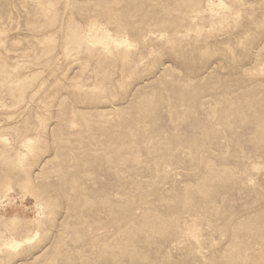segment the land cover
<instances>
[{
  "label": "rangeland",
  "instance_id": "374dc122",
  "mask_svg": "<svg viewBox=\"0 0 264 264\" xmlns=\"http://www.w3.org/2000/svg\"><path fill=\"white\" fill-rule=\"evenodd\" d=\"M263 121L264 0H0V264H264Z\"/></svg>",
  "mask_w": 264,
  "mask_h": 264
},
{
  "label": "bare ground",
  "instance_id": "6f19581e",
  "mask_svg": "<svg viewBox=\"0 0 264 264\" xmlns=\"http://www.w3.org/2000/svg\"><path fill=\"white\" fill-rule=\"evenodd\" d=\"M173 40V39H172ZM173 43V42H172ZM264 122V121H263Z\"/></svg>",
  "mask_w": 264,
  "mask_h": 264
}]
</instances>
